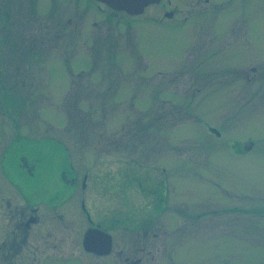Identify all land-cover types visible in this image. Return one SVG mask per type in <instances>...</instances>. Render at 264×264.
Masks as SVG:
<instances>
[{
    "label": "rangeland",
    "instance_id": "1",
    "mask_svg": "<svg viewBox=\"0 0 264 264\" xmlns=\"http://www.w3.org/2000/svg\"><path fill=\"white\" fill-rule=\"evenodd\" d=\"M54 1L0 0V193L43 201L42 242L5 264H264V0H169L128 28Z\"/></svg>",
    "mask_w": 264,
    "mask_h": 264
},
{
    "label": "flooded vegetation",
    "instance_id": "2",
    "mask_svg": "<svg viewBox=\"0 0 264 264\" xmlns=\"http://www.w3.org/2000/svg\"><path fill=\"white\" fill-rule=\"evenodd\" d=\"M71 1L73 2L81 1V3L84 5V10L88 13L86 17H88V19H93L92 22L93 24L104 23V25L105 24L114 25V24L122 23L125 27L128 28L131 23L140 22L143 24H150V25L158 24L161 26L165 22H168L169 19L173 17L172 16L173 13L166 9L171 4L169 0L166 2V4H164L162 0H159V2L154 4H148L147 6L144 7L143 11L140 14H131L124 10L117 9L111 6L110 4H108L104 0H67V4L70 5ZM207 1L208 0H206V2ZM32 2H33L32 7H36L35 0H32ZM50 2L51 4H54L55 1L50 0ZM154 6H161L162 9L166 7L163 9L164 10L163 18L145 17V13L150 9H152ZM98 39L99 38L95 39V42ZM22 160H23L24 169H27L29 175L33 176L34 174L33 171L35 167L29 165L27 159L23 158ZM61 179L64 184L70 187L74 188L77 186L76 174L73 173L72 175H70L69 170L63 171L61 173ZM83 180H84V184H83ZM86 183H87V175L85 174L83 175L82 180L80 182V188L82 191L86 189L87 186ZM157 188H159L158 185L155 186L154 191L155 190L159 191L158 194L160 193V195H157L156 199L165 202L166 198L161 197L162 191ZM15 191L16 192L14 194L0 193V206L3 205V203L1 202L5 200L2 197L4 195L10 196L13 200L12 202L9 201V199L6 200L5 202L6 213L4 212L2 217L0 218L1 220H3L0 223V258H1L0 263L1 264L9 263L10 261L19 259L21 257H25V256L27 257V253L30 249V247H27L26 245V243H28V239L30 241L34 239L36 241L39 240L40 243L43 240L41 239V234H42L41 230L40 231L37 230V232L35 233L34 231L36 229L34 228L32 231L33 226L39 223L40 219L38 217V206H40L43 201L40 200V202L37 203L35 202L34 199L30 200L29 198L24 196L21 189H19L18 187L16 188ZM33 196L35 197L36 195ZM83 215L86 217L88 228L98 226L94 224L88 211L86 214L85 212H83ZM32 246L33 245H31V247Z\"/></svg>",
    "mask_w": 264,
    "mask_h": 264
},
{
    "label": "water",
    "instance_id": "3",
    "mask_svg": "<svg viewBox=\"0 0 264 264\" xmlns=\"http://www.w3.org/2000/svg\"><path fill=\"white\" fill-rule=\"evenodd\" d=\"M111 6L125 10L131 14H140L148 4L157 3L159 0H104ZM214 133H219L213 130ZM83 209L84 204H82ZM82 246L85 252L96 256H107L112 250V237L99 228H89L83 236Z\"/></svg>",
    "mask_w": 264,
    "mask_h": 264
}]
</instances>
